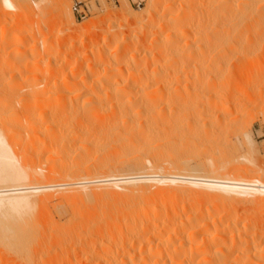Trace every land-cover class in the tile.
Instances as JSON below:
<instances>
[{
    "label": "bare ground",
    "instance_id": "6f19581e",
    "mask_svg": "<svg viewBox=\"0 0 264 264\" xmlns=\"http://www.w3.org/2000/svg\"><path fill=\"white\" fill-rule=\"evenodd\" d=\"M218 2V36L222 41H234L249 29L252 9L259 0ZM172 4L168 2L163 11ZM14 5L13 0H0L4 10L12 11ZM67 9L65 22L73 25L72 13ZM167 9L161 15L162 18L164 14L159 31L149 35L153 31L144 30L141 34L135 29L139 48L131 44L133 50L125 43L127 35L135 32L129 27L148 19L151 11L124 17L119 11L108 10L103 19L99 18L101 22L97 21L107 27L100 38L105 43L100 41L103 50L109 49V41L120 35L121 41L114 44L111 53L107 52L109 55L100 48L93 59L88 57L89 61L86 59L90 52L71 55L69 59L65 55L63 63L68 65L71 59L72 65L69 73L61 76L56 75L58 72L54 75L50 60L48 65H37L36 54L41 49L37 51L38 45H30L31 50L37 51L30 53L38 59L27 62L36 64L35 68L26 63L24 68L33 72L39 66L36 70L41 76L30 80L33 90L30 87L28 91L32 92H27L26 83L24 91L28 94H19L17 104L22 110L14 107L11 112L0 104V264H264V181L222 177L227 173L222 174V164L209 163L212 159L204 160L208 161L206 165H195L194 169L205 175H162L156 171L161 167L187 169L195 160L186 154L188 147L203 142L208 145L225 132L214 125L185 130L179 126L183 137L157 142L158 131L151 112L156 94L165 86L162 77L166 72L158 62L174 44L175 30L169 27L170 21L172 17L179 18V13H174L175 17L171 12L167 18ZM63 11L62 8L64 14ZM24 20L21 23L26 25ZM21 23V29L13 35L7 34L8 26L0 27L2 50L18 44V53H29L27 45L23 47L24 40L33 38L35 29ZM93 23L80 34L91 32L97 26ZM163 25L167 28L164 36ZM253 26L257 33L261 25L256 22ZM123 27L127 28L125 36ZM226 41L223 42L229 44ZM50 45L42 46L44 53L50 51ZM49 70L54 76L52 81L51 75H45ZM239 76L230 73L226 83ZM80 97L91 102H87L91 105L88 109L83 107L85 98L81 102ZM103 99L107 107L99 104H106ZM52 105L54 109L49 111ZM158 143L164 145L161 149L168 158L163 165L164 158L157 153L161 146ZM51 153L54 164H40Z\"/></svg>",
    "mask_w": 264,
    "mask_h": 264
},
{
    "label": "rangeland",
    "instance_id": "374dc122",
    "mask_svg": "<svg viewBox=\"0 0 264 264\" xmlns=\"http://www.w3.org/2000/svg\"><path fill=\"white\" fill-rule=\"evenodd\" d=\"M218 1L219 0H13V2H15V10L13 9L14 11L4 10L0 6V27L8 26V35L16 34L22 27V25L20 26L21 21L23 22V19L25 18L26 21H24L27 22L26 25L24 23L21 24H24V27H27L28 29H31L32 27L33 29H35L36 34H34L33 38L24 40L25 42L23 47L26 45L29 46L25 47V49L28 48L29 55L27 54V52H25V50L24 52L21 50L24 53H22L23 56L21 52L18 53L16 51V48L19 47L18 44H16L15 46L13 44L11 46L8 45V47L6 46L7 48L5 47L6 49L4 48L3 50V46L0 44L1 107H4L6 110L9 109V111H11L10 109H12L11 112H14V107H16L14 108L16 111L22 110V107L17 104V101L24 96V93L25 95L28 94L26 93V91H24L26 88L25 85L26 83H28L27 85L29 86V84L31 83L30 80H34V76L36 77L38 74H40V72L37 71V67H39L40 64L42 66V62H44L45 65H48L50 63V60V65L52 66L49 65V67L50 69H52V72H54V75L56 72H58L56 73V75L58 74V76H61V73L63 72V74L69 73L68 69H70V65H72V61H70L71 59L68 60V65L65 64L66 62L63 63V58H65V55H68L69 59L71 58V55L77 57L82 52H90L89 56L87 55L86 59L89 61V58L92 57L93 59V55L99 53L98 49L101 48L103 50V46L105 43L102 42L100 38L103 36L104 31H107V27L103 24L100 25L101 23H98L97 21H99L102 16L104 17V14H106L108 10L117 12L119 11L118 13L121 16L130 17V15L134 13H144L148 9L149 12L151 11V15H148L149 18L147 19L146 17L144 18V20H140V22L137 23L138 25L136 24V28L134 26H131L129 28L131 29V31H135V29L139 30L141 34L142 31L144 32V30H147L149 32L153 31L149 33V35H151L152 33H154V30L155 32L157 29L159 31L158 25H160L164 14L162 18L161 15L168 8L167 7L163 11L164 7L166 5L169 6L168 2L169 4L173 3L174 6L173 4L171 5L172 9L169 7L171 10H168V8V11L165 13H168L167 18H169L168 16H172L169 15L170 12L171 14H173V16H175L174 13H179V18H175V20L174 17H172L173 19L172 21H170L171 25L169 24V27H173V30H175L173 33L175 38H172L174 40V44L172 47L168 48L164 56L159 59L160 63L158 62V65H161L162 67L164 66L163 68L166 69L165 77H162V82L164 81L163 86H165L163 87L162 92L157 93L158 96L157 94L156 97L154 96L155 98H157V100L154 106L155 109L153 112H151L154 116L153 118H155V124H153V126L156 125L155 127L158 131L157 142L167 141L172 138L173 140H176V138L178 137H183L184 132L177 129L179 126L185 130L189 127L192 128L193 126L196 128H202L206 125H208L207 127L214 125L215 127H221V129L223 128V131L225 129L226 133L222 132L223 135L221 134V136L219 137L221 141L218 137L214 136L216 139H213V142H211L212 144L209 143L211 146L209 144H206L208 142H203L199 143L196 147H188L186 154L189 156V158H193L195 160L191 162V165L188 166L187 169L182 170L172 169L169 167H161L160 170L156 169V171H161V174L163 173L164 175H168L171 173H191L195 175H205L204 172H200L194 169L195 165L197 163H203L204 165H206L208 161L212 159L211 161H209V163L212 164L214 162L219 166L220 164H222L220 167V170L223 168V171L221 170L223 172L222 174L227 173L222 177L230 176L232 178H245L248 180L261 179L262 181H264V0H261V2L259 0L260 3L258 2L256 4L257 6L255 5L257 8L254 6V9H252V14L249 18V31L247 30L248 32H242L238 35L239 37L236 36V38H234V41L231 40V42H229V40H223L228 42L229 44L223 42L221 38H219L221 36H218V34L220 35V30L216 25L217 18H215L217 17L215 14L217 12V7L219 4ZM75 4H78V6H80V14H77L73 11ZM259 6L261 8V12H259ZM62 8L64 10V14L62 13ZM65 9L71 11L74 19L73 25H68V23L65 22L67 21L65 17ZM253 15L255 16V18ZM164 18L166 19V17ZM93 22H97L96 24L98 27ZM256 22H259V25H261L260 30L257 33L256 30H254L253 26L256 24ZM92 23L95 24L97 28L95 27L91 32H87L86 34H84V36H82L80 32L84 31V29L88 28ZM27 24H29V26H27ZM175 24L178 27H176ZM126 29L127 28L125 27L121 29L123 35ZM163 29L164 30L162 31L163 33H165H160L164 36L167 33L165 31V29L167 28L163 25ZM9 31L11 34L9 33ZM92 32H95L93 35H95L96 37L91 35ZM135 33L137 32L135 31L134 33H132V35L134 34L136 37L137 35ZM132 35H127L128 39L125 38V43L127 45L136 43L137 37L134 38V35ZM162 35L161 38L163 37ZM92 36L93 38H91ZM224 36L225 37L222 36V38L226 39V35ZM56 39H59L60 43ZM83 39L85 40L83 41ZM118 39H122V35H120L117 39L114 38L113 40H111V42L109 41L110 44H107L109 49L106 50L105 48V50H103V53L106 52V56L109 55L107 54V52L111 53L113 51H111V49L114 48V44L117 41H121ZM219 39L221 40V42ZM175 40L178 42H176L177 44H175ZM100 41L104 44H102ZM138 42L139 39L137 43ZM34 44L39 46V48L37 46L38 49L36 48L37 51L41 49L43 53L44 50L42 46L46 45L48 47L49 44H51V48L50 51L44 53L45 55H43V53H41L40 51L39 55L41 56H39L38 54H36L37 51L30 49V47H32ZM134 48L133 45H131L130 49L133 50ZM229 48H232L234 50ZM130 49V53H133V51H131ZM30 50L35 53L39 59L36 58L35 60L33 57L34 54L32 55V52L30 53ZM226 51L228 52V54ZM229 51H231V53ZM130 53L127 52V54ZM53 56L55 57L53 58ZM32 59L33 63H35L38 59L37 65H39L36 66L37 70L35 69V71L33 72L30 70L31 68H27L26 70L24 68V63L27 64V62L29 60L31 61ZM47 61L48 63H45ZM32 62H30V64ZM10 64L12 67H10ZM231 64H234V66L236 65V67L233 68V65L231 67ZM35 65L36 64L28 65V67H34ZM85 65L86 64H84V67ZM20 66L23 67V71H20ZM53 68L57 69L53 71ZM245 68L249 70L245 74H242L241 71ZM28 69L30 70V72H28ZM23 72L26 74H24ZM232 72L234 74H240V76L238 77L239 80L237 78V80L232 81L233 83L230 82V84H228L226 83L227 77L230 73L233 74ZM45 73L44 74L48 78L49 75H51L50 80L52 81V78L54 76H52L51 70ZM219 73H221V75ZM28 75L29 78L27 77ZM30 76H32L33 78H31ZM39 76H41V74ZM22 78H25L24 81H22ZM25 80L28 81L26 82ZM21 82L23 83V88L19 87V89L18 85L21 86ZM50 83L51 82H49L48 84ZM28 86L26 89L27 92H32L31 90L28 91V89H30V87L32 88V86H29V88ZM231 87L234 91H232ZM17 89L19 91H17ZM22 91H24V93ZM14 92L16 93L14 94ZM19 94H22L21 97H19ZM84 98L82 99H84L85 101L82 100L81 97L79 99L81 100V102L84 101V109H88L89 106H91V102L86 99L87 97ZM104 100L106 101V99H103L102 101ZM81 102H78V104L80 105ZM87 102L90 103L89 106ZM104 103L101 102L99 104L103 105L104 107L106 105L107 107V101L106 104ZM77 105L75 109L78 108L79 105ZM82 105L83 104H81L80 107L81 109L79 108V110H81L80 112H82L83 110ZM101 105H99V108L101 107ZM53 109L54 106L52 105L49 111H53ZM97 127H94L96 131L99 130V128ZM229 127L232 129H230ZM242 129L244 130V132ZM158 144H160L161 146L158 145L160 146V149L158 147L157 153H159V158H164V162L161 163L163 165V163L165 164V161H168L166 160L168 158H166L167 154H165L161 149L163 148V144ZM53 158L54 156L51 153L43 157L39 162L40 164H45L47 167H51L54 164ZM204 160H208L207 163L204 162ZM36 162L38 163V161ZM33 163H35V160L33 161ZM126 172L128 173V170H126ZM222 174H220V176ZM75 178L79 179L78 176H75ZM55 218L57 219V216H55Z\"/></svg>",
    "mask_w": 264,
    "mask_h": 264
},
{
    "label": "built area",
    "instance_id": "2783aa9c",
    "mask_svg": "<svg viewBox=\"0 0 264 264\" xmlns=\"http://www.w3.org/2000/svg\"><path fill=\"white\" fill-rule=\"evenodd\" d=\"M79 8H80V6H78V4H75L74 8H73V11L76 12L77 14H80Z\"/></svg>",
    "mask_w": 264,
    "mask_h": 264
}]
</instances>
